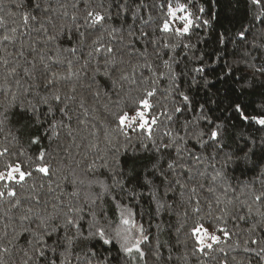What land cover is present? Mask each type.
Segmentation results:
<instances>
[{"label": "snow or ice", "instance_id": "6c2138e0", "mask_svg": "<svg viewBox=\"0 0 264 264\" xmlns=\"http://www.w3.org/2000/svg\"><path fill=\"white\" fill-rule=\"evenodd\" d=\"M250 2L261 9L255 20L264 29V0ZM142 6V0L140 3L113 0L106 7L104 0H100L93 7L92 0H84L81 15L79 0L72 3L56 0L55 5L52 0H31L30 3L28 0H0V12L9 16L18 13L21 20L18 27L8 29L4 16H0V29H3L0 31V48L7 52L9 45L20 43L15 55L24 60L23 76L26 77L22 82L18 73L19 61L8 59L13 53L0 57V67L5 73L0 92L12 97L8 108L0 111V132L8 123L14 122L17 132L27 136L29 145H43L45 140L51 144L60 138L61 132L75 140L81 126L91 124L92 129L97 128L89 117L94 119L93 113L98 111L96 105L102 98L106 101L103 105L106 111L112 106L119 109L111 113L113 127L100 125L109 140L111 157L97 156L89 161L85 155L82 168L81 162H77L79 173L69 169L58 180H53L52 166L47 160L50 153L45 147L39 148L36 156L39 163L30 169L20 161L3 165L0 169V207L5 204L8 207L0 213V264H7V258L13 252L19 254L20 264H127L129 260L136 264L137 259L147 264V253L141 245L149 237L143 225H137L130 204H121L125 197L139 203L144 191L138 189L142 188H146L156 204L157 213L172 207L167 202L170 193L179 191L182 197L187 196L185 215L190 214L194 219L188 230L192 254L209 259L212 253H223L220 264H229L228 251L223 245L232 251L240 248L239 242L235 248L228 244L237 233L226 227L227 217L232 216L237 227L240 221L247 222L256 217L247 229L250 235L243 252L264 261V235H251L258 230L264 232V138L256 140L241 136L236 139L230 133L237 120L264 129V81L250 85L261 92V103L249 112V105L243 102V92L230 96L228 93L233 90L225 88L226 105L218 99L221 89L208 79L203 65L192 69L194 75L189 74L186 65L179 67L181 61L175 56L177 44L163 43V48L173 55L163 61L168 72L158 73L149 63L148 45L153 46V54L160 58V41L149 37L142 28L137 35L136 29L128 26L125 33L129 16L133 23L143 19L139 16ZM69 7L73 9L71 26L59 23L69 17ZM160 7L166 8L167 18L159 29L163 33L171 32L183 38L193 25L209 24L201 16L193 17L186 4L166 0ZM203 11L201 7L200 12ZM114 20L122 23L115 26ZM36 24L39 27H35ZM33 31L40 34L39 39L31 37ZM249 36L252 33L248 28L238 33L244 47L237 63L251 61L250 66L255 72L264 74V64L256 66L254 63L257 55L264 53V34L252 36L250 44ZM25 37L32 41L27 44V49ZM220 42H225L223 34ZM139 44H143V48L138 47ZM183 46L190 47L188 44ZM260 58L264 59V55ZM144 70L151 76L145 75ZM189 75V80H183ZM227 75H231V68ZM162 79L169 81L165 96L179 97L180 102H174L171 109L162 105L156 112L152 98L157 95L158 81ZM217 79L228 83L223 76ZM182 80L189 88L205 89L207 98L198 105L199 115L195 120L185 119L179 129L170 127L157 141L154 128L161 123V117L165 122L175 124L181 113L192 109V98L183 90ZM142 85H147L142 95L132 97L131 92ZM209 104L215 105V109L209 108ZM213 111H222L224 115L213 119L209 115ZM201 121L210 125L207 132L199 126ZM133 133L139 144L138 149L132 148L133 155L138 151L152 154L140 171L135 167L126 169L119 161V156L129 151ZM91 135L96 136L97 131H92ZM120 137L124 143L120 142ZM19 154L23 155L24 150L21 149ZM8 155V147L0 149V157ZM254 157L258 163L253 162ZM240 166L246 169L251 166L253 171V178L245 181L248 191L244 199L233 195L225 203L221 195H215L216 184L221 183L225 197L229 191L235 193L237 190L227 181L231 168ZM100 169L110 174L111 184L96 175ZM34 173L48 178L44 195L37 191ZM207 180L211 183L206 187L203 181ZM29 181H33L31 193L21 196L18 189ZM44 188L45 183H40L39 189ZM205 188L215 195L214 204L212 200L208 201L206 213L199 198L200 190ZM107 200L115 203L119 210V223L115 227L107 214ZM237 201L240 207H236ZM229 204L236 215L229 209ZM205 215L213 216L219 224L213 225L209 221L206 225L203 222ZM133 230L139 235H133ZM153 255L156 260L160 259L159 251ZM232 259L236 260V257ZM237 264H243V261ZM248 264H251L250 258Z\"/></svg>", "mask_w": 264, "mask_h": 264}, {"label": "trees", "instance_id": "16d2710c", "mask_svg": "<svg viewBox=\"0 0 264 264\" xmlns=\"http://www.w3.org/2000/svg\"><path fill=\"white\" fill-rule=\"evenodd\" d=\"M30 3L31 0H28ZM63 2H77V0H63ZM100 2V0H92V6L95 7ZM141 0H136V3H140ZM166 0H142L143 6L140 8L139 16L143 19H137L133 23L130 16L126 21L125 33L128 30V26L136 29L137 35L140 29L148 32L149 37L160 41L161 56L157 58L153 54V46L148 45V55L149 63L156 68L158 73H167L168 68L163 64L164 60L169 59L173 53L169 49L163 48V43L168 42L170 44L179 45L176 48L175 56L181 61L179 67L183 68L186 65V69L190 75H194L192 69L195 67L203 65L206 69L205 75L208 79L214 81L215 87L220 88L218 99L224 102L225 88H231L233 91L228 93L230 96L238 95L239 93H244V101L249 105V112L261 103V92L255 90L250 85L258 84L264 81V74L256 73L255 68L250 66V63H244L240 60L241 49L244 47L243 43L239 41L238 33L243 28H248L252 33V36H259L264 34V29L261 28L255 20V17L260 14L261 9L252 5L250 0H172L173 4H186L188 11L195 16H201L202 19L208 20V25L201 24L200 27H193L190 29L188 35L183 38L176 37L173 33H163L161 32L160 26H162L163 21L166 17V8L161 9L160 5L165 3ZM55 5L56 0H52ZM81 6V15L84 5V0H79ZM105 6L113 3V0H104ZM134 6V5H133ZM203 8V13L200 12V8ZM60 11H63L62 9ZM69 17L59 20L61 24H68L71 26L70 16L73 9L69 7ZM59 13H57V16ZM0 16H4L6 20L5 27L11 29L12 27H18L21 24L20 16L18 13L14 12V15L9 16L5 12H0ZM147 21V24L144 23ZM121 20H114L115 26H120ZM35 27H39L38 24ZM3 31V29H0ZM221 34L225 37V42L221 44L220 36ZM40 34L33 31L31 34L32 38L39 39ZM252 36H249V44L252 42ZM231 41V42H229ZM32 42L31 38H24L25 49H27V44ZM190 45L189 48H185L183 45ZM20 43L17 42L15 46L9 45L7 52L0 48V57L7 55V53H13L8 59L12 62L19 61L21 67L18 68V73L22 82L26 80L23 76V66L24 60L17 57L15 52L19 49ZM138 47L143 48V44H139ZM255 55V50H252ZM264 55L261 53L257 55L255 60V65L260 66L264 64V59L260 56ZM30 58V57H29ZM200 58V59H198ZM127 59V58H126ZM135 63V59L132 61ZM11 67V64L9 65ZM175 68L176 65H173ZM229 68H231V75H227ZM145 75L151 76L146 70ZM4 69L0 67V82H3ZM190 75L183 78V80H189ZM223 76L225 80L228 81L224 84L223 81L217 79V77ZM139 77V72H138ZM199 78V77H198ZM181 81V86L183 90L190 95L192 98V109L186 110L180 114V119L175 124H169L164 121L161 117V123L154 128V135L159 141L163 136V133L170 127L179 129L184 120H195L199 115L198 105L203 103L207 98L208 93L203 88L192 87L189 88L186 83ZM147 85H142L140 88L135 89L131 92L132 97H139L142 95L143 88ZM169 88V81L167 79H162L158 81V91L157 95L152 98V102L156 105L154 111L158 112L161 110L162 105H167L168 108H172L175 103H179V97L173 95L165 96V90ZM215 89H213L214 91ZM13 91L16 89L13 87ZM43 91V90H41ZM11 95H5L0 92V111L8 108L11 102ZM106 101L102 98L101 101L96 105L98 109L97 112L93 113V117H89L91 123L96 124L97 128L92 129L91 124L87 127L81 126V130L76 134V139L73 140L68 137L65 132H61V136L58 140H53L51 144L47 140L44 141L43 145H29L27 136H21L16 128L14 127V122H10L6 125L5 130L0 132V149L3 147H8L10 155L5 157H0V169L7 162H23L25 168H32L39 161L36 160L40 147H45L48 149L50 155L47 160L52 166V179L58 180L62 175L66 174L69 169H76L79 173L80 169L76 168L77 162L80 163V167H83L84 156L87 155L88 160H92L97 156L111 157V151L109 148V140L103 135L104 129L100 128V125H105L106 128H111L114 126L113 117L111 113L119 111V109L114 106L110 107L109 111H106L103 107ZM226 105V102H224ZM91 107V105H89ZM209 108L215 109V105L209 104ZM209 115L215 119L221 115H224L222 111H213ZM206 132L210 125H206L203 121L199 125ZM92 131H97V135H91ZM230 133L234 134L236 139H240L241 136L248 138H255L260 140L264 138V129H261L258 125L250 124L244 125L241 121H235V127L230 129ZM17 137L14 139L13 137ZM133 140L132 144L129 145V151L119 156V161L126 169H131L135 167L137 171L142 170V166L147 163L151 158L150 153L137 152L134 156L132 148H139L138 141L136 139V134H132ZM167 140V137H163ZM111 139L114 141L115 137L112 136ZM120 142L124 143L123 137H120ZM235 143V140L232 141ZM21 149L24 150V154L20 155ZM254 163H258L257 158H253ZM211 170L209 169V172ZM96 175L101 179L105 180L107 183L111 184V176L105 169H100ZM253 178V171L251 166L247 169L244 166L233 167L229 171V180L227 183L232 185L237 191L233 193L229 191L227 196H223V188L221 183L218 181L216 184V194L221 195L222 199L227 202V199L233 195L240 196L241 199L245 198L248 189L245 187V181H249ZM34 182L37 185V191L44 195L47 192V182L48 178H42V174L34 173ZM45 183V188L43 190L39 189L40 183ZM206 184H210V180L203 181ZM33 181H29L23 188L18 189L21 196L29 195L31 193V184ZM55 187V184H53ZM138 191H144V195L140 197V202L136 203L135 200H131L125 197L121 200V204H130L135 215V220L137 225L142 224L145 233L148 235L149 240L142 244L141 247L146 251L147 264H220L224 259L223 253H212L211 258L205 259L199 255L192 254V240L189 239L188 230L193 226L194 219L189 214L185 215L187 209V196H181L179 191L175 193H170L167 198V202L172 205V207L165 208L160 213L156 212V204L152 201L151 197L147 194L146 188L138 189ZM215 195L209 193L206 188L200 190L199 198L202 201V206L204 212L208 211L207 204L209 200L215 201ZM48 198V196H45ZM119 199V197H118ZM236 207H240L239 202H235ZM107 214L108 217L113 222V227L119 223V210L115 203L111 200L106 201ZM8 206L5 204L0 207V213H2ZM229 209L232 211L233 215H236L235 209L232 205H228ZM216 210L213 207V213ZM203 214V213H202ZM253 220L247 222L240 221L237 227L234 223L232 216L227 217L226 227L230 232H235L231 240L228 241L229 245L235 248L237 242L240 244V248L232 251L227 245H223L225 250L228 251V261L229 264H237L238 261H243V264H248V259H251V264H264L259 257L253 255L252 253H244L243 247L245 246V241L249 238L248 227L254 222ZM211 221L213 225H218L219 222L213 219V216L205 215L204 223L207 225ZM225 226V225H220ZM133 235H139V233L133 230ZM252 236H262L264 232L257 231L251 233ZM118 247V246H117ZM256 247V246H251ZM159 251L160 259L156 260L153 255L154 252ZM115 255V250L113 252ZM133 255H137L133 253ZM171 256L172 259L169 260L168 257ZM235 256L236 260L232 257ZM186 257V258H185ZM7 264H20V256L16 252H13L10 258H7ZM75 264V262H74ZM123 264V262H121ZM127 264H132V261H127ZM136 264H144V262L137 259Z\"/></svg>", "mask_w": 264, "mask_h": 264}]
</instances>
